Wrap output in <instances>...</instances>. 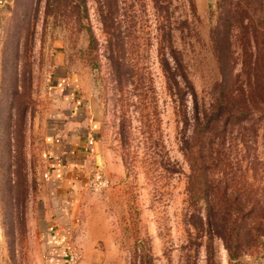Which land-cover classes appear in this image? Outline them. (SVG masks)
Segmentation results:
<instances>
[{"label": "rangeland", "instance_id": "obj_1", "mask_svg": "<svg viewBox=\"0 0 264 264\" xmlns=\"http://www.w3.org/2000/svg\"><path fill=\"white\" fill-rule=\"evenodd\" d=\"M236 1L170 0L169 14L154 0H118L110 27L101 0L0 3V264H66L70 250L78 264H207L203 202L188 192L182 150L190 130L165 67L172 44L200 101L212 103L216 29ZM231 42L240 51L239 37ZM77 127L96 146L78 158L80 188L55 197L48 160ZM249 143L233 140V160L257 158L260 170L246 174L262 184L264 118ZM96 173L105 186L90 185ZM211 245L214 264H264L251 254L231 260L219 237Z\"/></svg>", "mask_w": 264, "mask_h": 264}, {"label": "trees", "instance_id": "obj_2", "mask_svg": "<svg viewBox=\"0 0 264 264\" xmlns=\"http://www.w3.org/2000/svg\"><path fill=\"white\" fill-rule=\"evenodd\" d=\"M53 1L65 5L64 0ZM154 2L171 13L170 0ZM117 10L118 0H101L105 26L115 25ZM224 12L227 25L216 29L215 41L221 42L215 48L221 78L212 103L200 101L184 59L172 44L174 63L165 67L171 87L181 94L186 129L190 130L184 135L182 150L190 167L188 192L203 202L200 218L208 237L207 264H214V237L223 240L231 260L245 254L264 256V182L255 184L246 174L248 169L257 173L260 161L255 158L244 167L241 160H233L231 152L233 140L250 147L249 141L258 139L264 118V0H237ZM236 14H242L241 27L234 35ZM235 36L240 40L238 52L232 49ZM261 174L264 177V169Z\"/></svg>", "mask_w": 264, "mask_h": 264}, {"label": "crops", "instance_id": "obj_3", "mask_svg": "<svg viewBox=\"0 0 264 264\" xmlns=\"http://www.w3.org/2000/svg\"><path fill=\"white\" fill-rule=\"evenodd\" d=\"M7 0H0L4 3ZM81 128H76L73 132L70 142L65 144V148H61L62 140L57 138L59 143L58 153L52 155L48 160V173L46 182L49 184L51 192L55 197L67 198L68 195L76 192L81 186V174L78 166L82 164L79 157L89 153V149H95L97 141L93 137H83L78 135ZM94 151V150H93ZM77 166V168H75ZM73 170V171H71Z\"/></svg>", "mask_w": 264, "mask_h": 264}, {"label": "built area", "instance_id": "obj_4", "mask_svg": "<svg viewBox=\"0 0 264 264\" xmlns=\"http://www.w3.org/2000/svg\"><path fill=\"white\" fill-rule=\"evenodd\" d=\"M92 151L94 150L91 148ZM90 185L94 186H105L108 183V180L102 176L100 173H96L92 178L89 180ZM79 257L76 251L70 250L67 258L66 264H78Z\"/></svg>", "mask_w": 264, "mask_h": 264}]
</instances>
